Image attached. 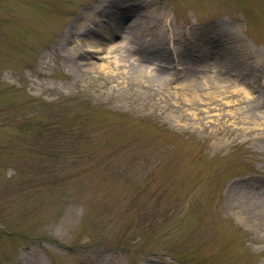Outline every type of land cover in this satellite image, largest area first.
I'll return each instance as SVG.
<instances>
[{"label": "rangeland", "instance_id": "374dc122", "mask_svg": "<svg viewBox=\"0 0 264 264\" xmlns=\"http://www.w3.org/2000/svg\"><path fill=\"white\" fill-rule=\"evenodd\" d=\"M0 264H264V0H0Z\"/></svg>", "mask_w": 264, "mask_h": 264}, {"label": "bare ground", "instance_id": "6f19581e", "mask_svg": "<svg viewBox=\"0 0 264 264\" xmlns=\"http://www.w3.org/2000/svg\"><path fill=\"white\" fill-rule=\"evenodd\" d=\"M118 7V6H117ZM117 7L116 8H113V10H112V12L113 11H115V10H118L117 9ZM122 7V6H121ZM111 16H118V15H111ZM95 46H97V47H99L100 45L99 44H94ZM88 46H92V45H90V44H88ZM102 66H103V68H105V67H109V61H107L106 63H104V64H101ZM138 65H140V71H138L137 72V76L140 78V79H142L143 80V78H145V80H146V78H150V79H152V80H156V81H158V80H161V81H165V82H169V80H171L172 79V77H170L171 75L170 74H168V75H166V74H160L155 68H153L152 70H151V72H149L146 68H144V66H143V64H141V63H138ZM148 71V73H147V71ZM135 71H132V74L134 73ZM191 81H194V80H191ZM197 82H199L200 83V80L198 79V81ZM199 85V84H198ZM189 86L191 87V88H194L190 83H189ZM222 87H223V85H222ZM184 90L186 91V90H188V88L187 87H185L184 88ZM194 90H196V89H194ZM196 92V91H195ZM218 92H220V90L218 91ZM188 93V92H187ZM194 96H196V97H198V98H200V96H201V94H198V93H196V94H193ZM250 95V93H248V95H247V97ZM212 97H214V96H212Z\"/></svg>", "mask_w": 264, "mask_h": 264}]
</instances>
